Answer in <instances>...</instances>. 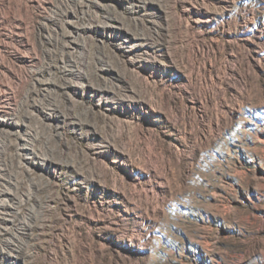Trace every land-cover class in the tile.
Returning <instances> with one entry per match:
<instances>
[{
  "label": "rangeland",
  "instance_id": "374dc122",
  "mask_svg": "<svg viewBox=\"0 0 264 264\" xmlns=\"http://www.w3.org/2000/svg\"><path fill=\"white\" fill-rule=\"evenodd\" d=\"M0 264H264V0H0Z\"/></svg>",
  "mask_w": 264,
  "mask_h": 264
}]
</instances>
